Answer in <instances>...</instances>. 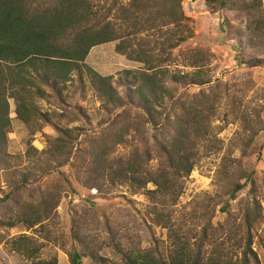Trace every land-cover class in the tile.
I'll list each match as a JSON object with an SVG mask.
<instances>
[{"label":"trees","instance_id":"1","mask_svg":"<svg viewBox=\"0 0 264 264\" xmlns=\"http://www.w3.org/2000/svg\"><path fill=\"white\" fill-rule=\"evenodd\" d=\"M182 1L114 0L106 11H98L88 0H52L48 7H40L38 0H0V163L8 164L16 158L7 153L10 100L15 103L18 119L32 127L46 122L58 133L49 138L42 151L29 146L27 158L31 164L10 174L12 186L4 199L19 198L44 175L70 164L78 172L85 170L94 183L88 187L99 194L110 193L120 185L146 194L152 202V214L161 224L171 227L170 209L183 193L184 180L204 151L208 153L214 145L212 121L220 101L202 92L193 97L179 92L180 87L208 82V54L197 49L176 57L172 52L195 34ZM262 1L206 0V4L212 9L238 2L246 13L255 16ZM112 7L116 16L104 20ZM260 11L249 21L247 29L250 41L255 39L263 46L264 11ZM112 41H118V53L142 66L125 70L116 79L113 75H101L86 63L93 47ZM177 62L192 70H172L171 65H179ZM70 87L72 95L91 89L107 110L126 108L100 129L61 127L52 122L51 114L43 112L39 104L52 96L47 89L64 99L63 91ZM121 87L125 89L123 94ZM130 106L138 109L132 112ZM226 106L241 124L246 149L263 130L261 113L257 109L242 110L237 99L227 100ZM148 125L153 129L151 136ZM81 136L84 137L80 139ZM123 144H133L128 154L116 152ZM153 149L156 165L152 164ZM149 184L154 188H149ZM243 187L240 182H231V196L235 198ZM60 198L59 192L47 190L41 191L39 200L18 201V208L0 219V227L23 224L28 229L39 226L42 232L47 231L45 222L55 220ZM174 236L176 240L167 257L133 245L124 248L115 236L101 244L113 246L123 264H206L201 246L193 248L186 239ZM205 237L198 240L203 243ZM75 239L95 264H104L105 258L79 232ZM91 241L98 244L99 239ZM6 242L27 264H58L57 255L43 257L46 245L34 236L22 234ZM247 249L253 252L250 246ZM69 257L70 264H81L83 254L74 245ZM244 259L235 262L212 256L207 264H250V260Z\"/></svg>","mask_w":264,"mask_h":264},{"label":"rangeland","instance_id":"2","mask_svg":"<svg viewBox=\"0 0 264 264\" xmlns=\"http://www.w3.org/2000/svg\"><path fill=\"white\" fill-rule=\"evenodd\" d=\"M51 1L38 0L40 7L50 6ZM88 1L94 10L106 11L114 0ZM128 1L118 0L120 3ZM182 6L195 34L173 49V55L181 57L188 51L203 50L208 54L205 69L208 82L180 87L179 92L190 97L202 92L220 101L212 121L214 145L208 153L204 151L190 176L184 180L183 193L170 209L171 227L161 224L152 214V202L146 194L134 193L128 185L99 194L88 187L94 183L85 170L78 172L70 164L44 175L19 198L4 199L12 186L10 174L31 164L27 158L29 146L42 151L48 146L49 138L58 135L51 124L41 122L32 127L18 119L15 103L10 100L7 153L16 158L8 164L0 163V219L10 216L18 208V201L39 200L41 191L55 190L61 198L55 208V220L45 222L47 231L42 232L39 226L28 229L23 224L0 227V264H27L6 242L22 234L44 242L43 257L57 255L58 264H70L69 255L74 245L83 254L81 264H95L91 256L84 253L83 245L76 241L78 232L105 258L104 264H123L122 256L113 246L101 244L112 236L121 240L124 248L133 245L167 257L174 246L175 234L186 239L193 248L201 246L206 264L212 256L235 262L246 258L250 264H264V45L256 43L255 39L251 42L247 29L249 21L255 19L260 10L264 11V0L255 16L246 13L238 2L210 9L206 0H183ZM115 11L113 8L104 20L113 19ZM117 43L112 41L93 47L86 63L101 75H113L116 79L121 78L125 70L140 68L141 63L116 51ZM177 64L170 68L192 70L180 62ZM47 90L52 96L41 100L39 105L43 112L51 114L52 122L61 127L79 126L85 131L100 129L126 108L105 109L89 88L72 95L74 91L70 87L63 91L64 99ZM124 90L121 87L122 94ZM229 99H237L242 110L257 109L261 113L263 130L246 149L241 124L226 106ZM168 105L172 106V103L168 102ZM137 109L136 106L129 107L132 112ZM147 130L151 136L150 125ZM132 148L133 144H123L116 152L128 154ZM153 154L152 164L156 165L154 149ZM71 161L76 162L74 158ZM235 181L244 187L233 198L231 182ZM149 188L154 187L149 184ZM204 236L201 243L198 239ZM95 238L99 239L98 244L92 243L91 239ZM248 246L254 253L247 249Z\"/></svg>","mask_w":264,"mask_h":264},{"label":"water","instance_id":"3","mask_svg":"<svg viewBox=\"0 0 264 264\" xmlns=\"http://www.w3.org/2000/svg\"><path fill=\"white\" fill-rule=\"evenodd\" d=\"M192 1H196V0H192Z\"/></svg>","mask_w":264,"mask_h":264}]
</instances>
